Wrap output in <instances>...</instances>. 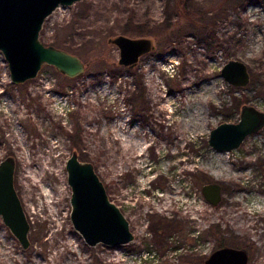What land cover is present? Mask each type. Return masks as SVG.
<instances>
[{
    "label": "rangeland",
    "instance_id": "374dc122",
    "mask_svg": "<svg viewBox=\"0 0 264 264\" xmlns=\"http://www.w3.org/2000/svg\"><path fill=\"white\" fill-rule=\"evenodd\" d=\"M116 35L153 48L122 66ZM39 39L85 70L68 78L43 65L14 84L0 53V160L15 159L30 224L24 249L0 217V264H204L246 243L248 264H264V126L232 151L207 142L243 104L264 111V0H79L58 6ZM230 58L247 65V85L220 75ZM72 151L129 221V243L89 246L72 226ZM206 183L221 185L216 205Z\"/></svg>",
    "mask_w": 264,
    "mask_h": 264
},
{
    "label": "water",
    "instance_id": "95a60500",
    "mask_svg": "<svg viewBox=\"0 0 264 264\" xmlns=\"http://www.w3.org/2000/svg\"><path fill=\"white\" fill-rule=\"evenodd\" d=\"M79 0H0V53L7 63L10 81L22 84L35 78L43 65H50L68 78L80 76L85 65L75 54L39 39L45 19L58 7L69 6ZM119 50L118 64L133 67L139 58L152 50L150 38L116 35L110 39ZM220 75L232 86L248 84L250 73L245 62L228 59ZM264 126V111L253 105L240 107L238 120L223 121L213 127L208 144L216 151L237 149L249 135ZM15 159L0 160V217L22 248L30 244V224L14 187ZM70 187V220L72 226L89 246L99 243L117 246L129 243L134 235L129 221L117 204L110 200L103 182L91 162L79 159L72 151L65 162ZM204 198L216 205L221 199V186L208 183L202 186ZM247 251L231 246L214 249L204 264H246Z\"/></svg>",
    "mask_w": 264,
    "mask_h": 264
},
{
    "label": "flooded vegetation",
    "instance_id": "af4514ba",
    "mask_svg": "<svg viewBox=\"0 0 264 264\" xmlns=\"http://www.w3.org/2000/svg\"><path fill=\"white\" fill-rule=\"evenodd\" d=\"M260 166L261 167H263V173H264V162L263 161H261L260 162ZM206 184H208V183H206ZM204 185V184H203ZM221 186V185H220ZM222 189V188H221ZM201 191H202V188H201ZM203 194V193H202ZM134 239V238H133ZM248 245L249 244H244V246H241V247H237V246H231V247H234V248H238V249H245L246 251H247V255H248V261H247V263L246 264H248V262H249V252H248V250H247V247H248ZM227 246H230V245H227ZM251 247V246H250ZM219 248V247H218Z\"/></svg>",
    "mask_w": 264,
    "mask_h": 264
},
{
    "label": "bare ground",
    "instance_id": "6f19581e",
    "mask_svg": "<svg viewBox=\"0 0 264 264\" xmlns=\"http://www.w3.org/2000/svg\"><path fill=\"white\" fill-rule=\"evenodd\" d=\"M172 157H173V156H172ZM170 158H171V157H170ZM175 158H176V157H175ZM186 160H187V159H186ZM178 163H179V162H178ZM171 164H172V163H171ZM173 187H174V186H173ZM173 187H172V188H173ZM175 189H176V188H175ZM177 193H178V192H177ZM167 196H168V195H167ZM167 196H166V197H167ZM169 197H170V195H169ZM171 197H172V196H171ZM176 198H177V197H176ZM176 198L174 197V199H176ZM167 199H168V197H167ZM180 199H181V198H180ZM165 200H166V199H165ZM177 200H179V199H177ZM167 201H168V200H167ZM173 201H174V200H173ZM173 201H172V202H173ZM180 201H181V200H180ZM172 202H171V203H172ZM176 202H177V201H176ZM162 203H163V202H162ZM173 204L175 205V203H173ZM176 204H177V203H176ZM167 205H168V204H167ZM162 207H163V206H162ZM164 208H165V207H164ZM164 208H163V209H164ZM169 208H170V207H169Z\"/></svg>",
    "mask_w": 264,
    "mask_h": 264
},
{
    "label": "built area",
    "instance_id": "2783aa9c",
    "mask_svg": "<svg viewBox=\"0 0 264 264\" xmlns=\"http://www.w3.org/2000/svg\"><path fill=\"white\" fill-rule=\"evenodd\" d=\"M146 255H147V254H143V256H144L145 258H146Z\"/></svg>",
    "mask_w": 264,
    "mask_h": 264
}]
</instances>
